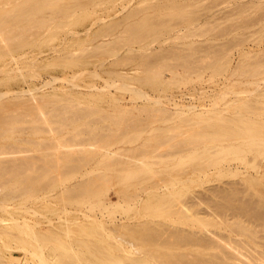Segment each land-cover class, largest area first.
Masks as SVG:
<instances>
[{
  "label": "bare ground",
  "instance_id": "bare-ground-1",
  "mask_svg": "<svg viewBox=\"0 0 264 264\" xmlns=\"http://www.w3.org/2000/svg\"><path fill=\"white\" fill-rule=\"evenodd\" d=\"M106 1L115 0L0 1V61L15 54L24 56L25 53H20L35 45L42 30L57 33L59 27L70 23V15L87 3ZM170 1L167 17L161 16L159 8L167 1L142 0L141 8L136 6L123 20L103 21L106 24L94 33L95 38H113L101 40L91 48L84 47L86 44L80 47L84 54L91 50L96 56L114 57V64L137 60L135 70L131 69L133 74L114 71L105 87L130 92L133 100L142 99L145 104L120 106L108 112L97 104H85L70 96L45 95L38 100L35 94L32 98L22 97L21 91L12 95L5 90L0 92V238L3 240L6 235L13 242L18 240L21 245L16 247L20 250L30 244L39 252V264H264L262 177L226 166L232 159L247 164L252 155L251 165L258 167L257 159L264 155V52L260 56L243 52L245 61L237 72L239 76L254 78L247 83L261 91L259 98L250 99L242 96L243 91L223 89L217 93L213 108L194 101L177 103L171 94L162 93L164 86L200 81L206 70L211 78H216L235 67H231L226 51L217 52L211 46L202 50L191 41L211 32L206 21L180 33L181 22L191 23L194 11L181 8L188 2ZM151 8L157 12L156 18L144 12L138 21L126 22L119 30L128 17ZM122 32L126 35H121ZM46 37L49 41L50 37ZM136 40L144 43L135 48ZM174 41L184 47L179 51L166 50L164 46ZM152 44L159 48L150 53L120 55L124 49L127 53L149 50ZM52 79L48 81L53 82ZM73 81L75 86L80 85ZM144 86L159 87L161 93L153 95ZM232 94L239 98L221 104ZM138 108L139 115H134ZM108 118L109 122H100ZM155 121L173 123L149 127ZM165 148L172 151L164 152ZM159 163L166 165L159 167ZM217 167H221L218 172H210ZM219 175L231 177L232 181L204 187L213 181L220 182ZM236 179L245 186L240 187ZM195 186L202 189L196 191ZM109 187L115 191L116 201L106 196L105 189ZM142 190L144 196L139 193ZM188 193L190 196L180 204L173 197ZM44 200L49 203H42ZM56 200L61 205L51 206ZM40 208L56 214L57 220L49 215H44V220L33 218ZM61 213L74 216L67 218ZM132 213L145 220L132 221ZM172 215L175 217L171 218ZM155 218L174 224L175 230L180 229L177 227L180 224L187 227L178 232L179 240L188 246L179 262H168L170 255L159 260L148 248L155 233ZM112 231L126 232L127 236L116 237ZM5 240L4 247L16 251L12 241L7 237ZM10 255L0 256V264H17V255Z\"/></svg>",
  "mask_w": 264,
  "mask_h": 264
},
{
  "label": "rangeland",
  "instance_id": "rangeland-1",
  "mask_svg": "<svg viewBox=\"0 0 264 264\" xmlns=\"http://www.w3.org/2000/svg\"><path fill=\"white\" fill-rule=\"evenodd\" d=\"M0 1H7V0H0ZM63 1H70V0H63ZM116 1H117V3H116ZM141 1L142 0H131V1H129V0H115L112 2L106 1V2H103L101 4H99L97 2H90L89 4L87 3L86 5H84L82 8H79V10L77 9L76 10L77 12L75 11L74 13H72L69 17L70 23H67V24L59 27L57 29V30H59L57 33L54 34L51 30H47V31L45 30L46 32L44 30H42L41 33L37 36L38 38H36V40L37 39L38 40L35 43V45L33 44V46H31V48L30 47L25 48L23 50V52L20 53V54L25 53L27 55L24 54V56L18 57V54H15L16 56L13 55L14 58L13 57L11 58L10 56H6V57H4L3 62L0 61V67L5 66L4 68L2 67L3 69L2 68L0 69V73H1V70H3V73L0 74V92L5 90L6 92L9 93V95H12V93H14V91L16 93L23 92L22 97L26 96L29 98H32L31 96H33L35 94V97L38 96L37 97L38 100L40 99L39 97L45 96V95H46V97L53 96V95L70 96L76 100L84 102L85 104H90L91 102L93 105L97 104V105L101 106L103 109H105L106 111L108 110V112H113V110H114L113 108L116 109V107L118 108L120 106L131 107L133 105L139 106V105L145 104V102L142 99L133 100L130 96L131 95L130 92L129 93L127 91L125 92V90L120 91V89L118 90L114 87H109V88L105 87L106 82L109 81L108 79H111L113 77L111 75V73H113L114 71L124 73V74L128 73L127 75L133 74V70H135V69H133V66L138 62L137 60L136 61H130L129 63L124 62L121 64H117V63L114 64L113 60H112V59H114V57H109V56L103 55V56H105L104 57L105 60H104L102 55L100 56L98 54L96 56L95 54H97V53L92 54L91 50H90V52L88 50H87L88 52L85 51L87 53H90L89 56L86 55L87 53L84 54L83 51L80 52V49L83 48L84 44L87 45V46L85 45L84 47H90L91 48L95 44H98L99 41H101V40L105 39V41H107V39L110 40L111 38H113V36H111V37L106 36V38H104V39H101L99 37L95 38L94 33L102 25H104L106 23L116 22L119 19L123 20L124 16H126L136 6L140 7L143 5V3ZM179 1L181 2V4H182V2L183 3L188 2V3L193 4V5H191V4L188 5V3L187 4L185 3L184 5L182 4L180 6H181V8H183V7L184 8L188 7L191 9L193 8L192 10L194 11V13L192 14L193 21L191 23L184 24V22H181V25L179 27L182 28L183 31L181 30L180 33L186 31L187 30L186 27L189 28V27L199 26L201 24L207 23L206 25H209V26H207L209 28V31L211 30V32H208L209 36L207 34L204 36H195L191 39V41L196 45V47L198 46L202 50L211 46V50H215L217 52L226 51L230 57L231 67H235V68H233L231 71L226 72L222 75L216 76V78L215 77L211 78L210 72L208 70H206L205 71V77L202 80L189 82V83H181V84L170 83V84L164 86L165 91L163 90L162 93L165 92L168 96H170L169 94H171L174 97L173 100L176 102L178 101L177 103H184L185 102L187 104L189 102L194 101L193 103L204 104V105H207L209 108H213L214 100L217 96V93L222 91L223 89H227L230 91H243L242 96H245L246 98H250V99L259 98V94L261 91L254 88V85L247 83V82L252 81L254 78H252L251 76H248L246 78L244 76H239L237 74V72L239 70L240 65L242 63H244V61H245L243 59L244 58L243 52H249V54H251V55L257 53L258 56H260L264 52V25H263L264 24V6H263L264 2H259V1H264V0H179ZM179 1L176 0V2H178V3H179ZM257 1H258V3H257ZM152 2H154V3L166 2L165 5L164 4L163 5L161 4L162 6L159 5L160 6L159 8H160V11L162 14V15L161 14L160 15L161 16H167L166 14L169 11V9H168L169 4L171 3L170 0H160V1L159 0H155V1L152 0ZM168 2H170V3H168ZM260 3H263V4L261 5ZM122 4H124V5H122ZM258 4H260L261 6H259ZM111 7H112V9H111ZM188 10H190V9H188ZM139 12H136L135 13L136 15H131V17H128L125 20V22H122L121 25H119V27H120L119 30H122V28H124V24L126 22L127 23L129 22L128 24H130V23L132 24V22L138 21L140 19L139 17L144 12L151 13V16H153L154 18L157 17L156 16L157 15L156 10L155 9L153 10L152 8L147 9V10L143 9V10H141L140 13ZM154 13H156V14H154ZM99 16L103 20H101ZM104 17H106V18H104ZM162 18L164 19L165 17H162ZM109 19H110V21L108 22L107 20H109ZM75 20H77V21L75 22ZM103 21H106V23ZM205 21H206V23H205ZM102 22H103V24H102ZM197 23H199V24L197 25ZM88 28H89V30H87ZM83 30H85V31H83ZM119 32H121V31H119ZM42 33L44 34L43 36H42ZM123 33L124 32H122L121 35H126V32L124 34ZM45 37L46 38L50 37V39L48 38L49 41L47 39H45ZM63 37H65V38H63ZM92 37L94 40L92 39ZM59 38H60V40H59ZM44 39L46 41H44ZM63 40H64V42H63ZM136 41H138V40H136ZM139 41L136 42L135 44H133V46L135 48H138L140 46V44L144 43L142 41L141 42H139ZM174 42L166 44L164 46L165 48H167L166 50H171L174 48L176 51H179V49L181 47H184L183 43H178L179 41H174ZM37 43H38V45H37ZM55 44H59L58 47ZM80 44H81V46H80ZM45 45H47V46H45ZM151 47L152 48H150L149 50H146V51L134 50L130 53H127L124 49V50L120 51V55H122V54L127 55V54L150 53L151 50H157L159 48V46L157 44H155V45L152 44ZM156 47H158V48H156ZM47 48H48V50H47ZM68 48H70L71 50ZM28 49H31V50H28ZM37 49H40V51L39 50L37 51ZM55 49H57V50H55ZM50 50H52V51H50ZM63 50L65 53L63 52ZM211 50H209V54H211V52H212ZM27 51L29 52V54ZM62 52H63V55L65 54L64 56H62ZM69 52H72V53L70 55H68L67 53H69ZM74 52L75 53L77 52V53L74 55ZM72 54L74 56H72ZM202 54L204 55V53H202ZM70 56H71V58H69ZM83 56H85V57L83 58ZM205 57H206L205 58L206 60L212 61L211 57H209V58L207 56H205ZM15 58H16V61H14ZM10 59H13V60L11 61ZM17 59H18V61H17ZM6 60H7V62H5ZM8 60H10L11 62ZM29 60H32L33 64ZM73 60H74V62L76 60L79 63H77V62L73 63ZM101 60H103V61L101 62ZM111 60H112V63L114 66L111 65L112 63H109ZM171 60L172 59H170V61ZM249 60H252V59H249ZM85 61H88L89 63L86 62L84 64ZM61 62H63V63H61ZM81 62L83 64H81ZM56 65H58V66H56ZM106 67H108L110 69H106ZM17 68L19 69V71ZM21 68H22V70H21ZM5 69H6V71H5ZM28 69H30V70H28ZM93 69H95V70H93ZM131 69H133V70L131 71ZM11 70H15V71L17 70V71L15 72V71H11ZM26 70H27V72H26ZM92 70H93L95 76H97V77H94ZM104 70L106 71V73L109 72L110 74L107 75L104 72ZM33 71L37 75H35V73L34 74L31 73ZM71 71H73V72H71ZM88 72H90V73H88ZM51 74H53V75L51 76ZM75 74L77 75V77ZM168 74L169 73L166 72V77L169 76ZM59 75H60V77H59ZM71 75H73V76H71ZM51 77H53V79ZM57 77H59V78H57ZM70 77H71V79H70ZM50 78L52 79L53 82L48 81V80H51ZM106 78H107V80H106ZM72 79L75 81H73ZM18 80H20V81H18ZM76 80H78V81L76 82ZM247 80H249V81H247ZM44 81L49 82L50 85L45 84ZM65 81H66V83H65ZM72 81L74 83H78V85L80 84L81 86L80 85L75 86L74 84H72ZM86 82L87 83L89 82L90 84L93 83V84L87 85ZM42 84H45V85L43 86ZM46 85H49V86H46ZM70 85L72 87L73 86L74 87L72 88ZM90 86H92V88ZM95 86H97L98 88ZM99 86L101 87V91H100ZM186 86H188V87H186ZM223 86H224V88H222ZM75 87L77 88V91H76ZM144 87L151 94H153V93L158 94L159 92L161 93V90L158 89L159 87L158 88H156V87L152 88L150 86H144ZM95 89H97V90H95ZM79 90H82V92ZM190 90H191V92H190ZM205 91H207L208 94ZM27 92H29V93H27ZM30 92H32V93H30ZM180 92L184 93V95L180 94ZM68 94H70V95H68ZM192 94H196V95H192ZM199 95H201V96L199 97ZM179 96H181V97H179ZM26 97H24V98H26ZM114 97L116 99H114ZM37 98L36 99L34 98V99L37 100ZM117 98L120 100H118ZM181 98H182V100H181ZM237 98H239V97H237L236 95H233V94L228 95L224 100H222L221 104H224V102H232V101L236 100ZM96 99H99V100H96ZM129 99H130V101H129ZM116 100H118L119 103H118V101L116 102ZM165 103L167 104L168 101H165ZM257 104L260 105V102H258ZM221 107H222V105H221ZM135 112H136V114H135ZM137 112H139V108L137 110L135 109L133 111V114L139 115V113H137ZM117 114H118V111H117ZM109 121H110L109 118L106 120H104V119L100 120V122H109ZM172 123L173 122H171V121H167L164 123L161 121H155L154 123L150 124L151 126H149V127H154V126H159V125H163V126L164 125H170ZM164 150H165L164 152H166V151L170 152V151H172V148H165ZM248 159L250 161L247 164H244L239 159H232V160H230L229 164L226 166L228 168H237L238 167L245 174L248 172V174L262 177L261 181L264 183V177L262 176L264 174V155L257 159V161L259 163L258 167L257 166L254 167L253 165H251V163L253 161L252 155H250L248 157ZM165 165H166L165 163H161V164L159 163L158 164L159 167H163ZM219 168H221V167H219ZM219 168L218 167L212 168V169H210V172H213V173L218 172ZM88 169H89V166H88ZM156 176H157V174H156ZM242 176H244V175H241V177ZM217 177L220 179V182H218V181L214 182L213 181V182L209 183L210 185L205 184L204 187L212 186L215 184H222V183L232 181V178L228 177V176L219 175ZM157 178L158 177H156L155 180H158ZM236 180H237V182H240L239 183L240 187L245 186L244 183H242L238 179H236ZM212 183H214V184H212ZM108 184L109 183L104 184V185L106 186ZM198 187L195 186L194 190L199 191L202 189V187H200V186H198ZM261 187H264V184L262 186H260V188ZM262 189H264V188H262ZM168 190H170L171 192H174V189H172V188H169ZM105 191H106V196L109 197L110 200H112V201L117 200V196L115 195V193H114L115 191L113 190V188H111V187L106 188ZM139 193L142 194V196L145 195L143 190L140 191ZM188 195H189V193L187 195L184 194V197H183V196H177L176 194H174L173 197L175 198L176 202L180 204V202L184 201ZM43 202H44V204H46V202H48V201L44 200V201H42V203ZM52 204H53V207H59L61 205L60 201H57V200L53 201V203H51V206H52ZM44 215H49L50 217H53L54 221L57 220L55 218L56 214L48 211V209H46V208H40V213H37L36 215H34L33 218H35L37 220H44ZM61 215L63 217H67V218H72V216H74L73 213H71V214L61 213ZM132 215H133V213H132ZM139 216H140V214H139ZM139 216L133 215L130 217H131L132 221H134V220L137 221V219H140L141 221L145 220L144 218H141ZM170 217L174 218L175 216L172 215ZM131 220H128V221L132 222ZM154 221L155 222L153 223V226L155 228V233L151 237V241H149L150 243L148 244V248H150L151 252L154 255H156V257L159 260H163L164 256L170 255V258H168V262H170V263L179 262L180 259L182 260L185 257L183 254H185L186 249H188V246L186 243L179 240V236H178L179 233L178 232L180 229L182 230V229H185L187 227L183 224H180L177 226L180 229L175 230L174 224H170L167 220L155 218ZM168 226L170 227L171 230L169 229ZM112 233L116 237L126 238V236H127L126 232L119 233L116 231H112ZM6 237H7V240L10 239L9 240L10 242L13 240V239L9 238L10 236L8 237L6 235H3L2 239L5 240ZM3 240H1V238H0V252H1L0 256L5 255V257H6L7 255L13 254L12 256L17 255V258H16L17 264H39V258H38L39 252L37 249L33 248L30 244L26 243L24 246V250H20V248H17V247H20L21 243H19L18 240L13 242L14 241L13 240L11 242V244H13V246H15L14 249L17 252L12 251V250L10 252L9 249L4 247L5 245H3V242H5L6 240L5 241H3Z\"/></svg>",
  "mask_w": 264,
  "mask_h": 264
}]
</instances>
